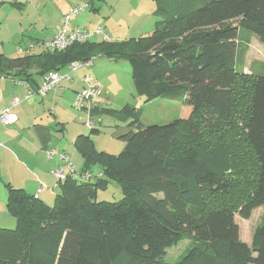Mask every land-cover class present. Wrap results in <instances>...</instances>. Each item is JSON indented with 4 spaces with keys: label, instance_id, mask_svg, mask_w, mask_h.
I'll return each mask as SVG.
<instances>
[{
    "label": "trees",
    "instance_id": "1",
    "mask_svg": "<svg viewBox=\"0 0 264 264\" xmlns=\"http://www.w3.org/2000/svg\"><path fill=\"white\" fill-rule=\"evenodd\" d=\"M155 1L151 36L13 59L0 54V77L34 89L35 78L73 62L127 58L146 102L169 97L190 111L186 119L142 127L141 111L129 105L96 107L93 115L132 120L137 130L120 136L125 147L117 156L78 136L81 175L99 179L68 176L53 206L6 184L16 226L0 228V264H264V217L251 245L236 221L264 208V73L237 70L241 33L264 46V0ZM102 176L118 183L121 201L96 200L109 184ZM186 240L181 256L167 261Z\"/></svg>",
    "mask_w": 264,
    "mask_h": 264
},
{
    "label": "rangeland",
    "instance_id": "2",
    "mask_svg": "<svg viewBox=\"0 0 264 264\" xmlns=\"http://www.w3.org/2000/svg\"><path fill=\"white\" fill-rule=\"evenodd\" d=\"M72 2L75 5L79 4L78 6L89 4L91 7L73 17L69 29L75 26L76 21H80L82 27H90V30L101 27L108 35V41H126L151 36L159 21L156 16L155 0H92V2L90 0H0V54L11 59L21 57L18 52L19 48L25 49L30 44H36L38 41L49 38L54 27L59 24L60 11L67 3ZM94 8L99 9L101 13L96 15L92 10ZM87 14H92V20L86 18ZM63 27L64 18L61 29ZM103 40H105L104 36H96L92 41ZM41 50L37 48L34 52ZM237 70L247 75L264 73V46L252 34L241 33ZM86 76L91 77L97 84L99 83L103 89V95L100 98L104 102L100 104L101 109L120 111L129 105L141 111L140 124L142 127L166 125L178 119H186L190 115L186 105L169 97L146 102V99L137 92L133 82L131 63L127 58L112 60L102 56L96 57L93 59V66L82 67L73 72L71 78L79 85L86 86L84 82ZM68 83L70 82L65 80L62 85L67 86ZM54 90L56 88L52 91ZM46 109L53 117L50 111L55 110L54 106H49V108L47 106ZM70 109L71 122L68 128L65 131L56 129L55 132L57 144L60 146H67L69 138L77 131L76 129L82 128L85 130L84 135L92 137L99 151L117 156L125 147L120 136L137 130L132 120H123L104 113L102 117L92 116L96 124L95 129L100 131L99 134H92L91 128L86 126L89 114L86 110L79 109L76 99ZM93 172L96 176L101 172V168L96 166ZM98 179L99 177H95L92 182L96 183ZM101 179L107 180L109 184L107 188L97 192L96 200L98 202L121 201L123 192L118 183L104 176ZM158 196L164 197L162 193ZM7 198L8 196H0V228L14 229L16 224L10 226L6 222L14 220L7 209ZM54 202L50 206H53ZM263 217L264 208L256 209L247 220L236 216L240 227V237L243 241L249 243L252 241L254 230L262 223ZM189 243L190 241L186 240L169 250L167 261H176Z\"/></svg>",
    "mask_w": 264,
    "mask_h": 264
},
{
    "label": "crops",
    "instance_id": "3",
    "mask_svg": "<svg viewBox=\"0 0 264 264\" xmlns=\"http://www.w3.org/2000/svg\"><path fill=\"white\" fill-rule=\"evenodd\" d=\"M78 5L73 2L67 3L60 11L59 24L54 27L49 38L38 42L51 40L61 30L62 19ZM92 10L96 15L101 13L99 9ZM86 18L92 20V14H87ZM68 30L69 32L86 31L90 30V27H82L81 22L76 21L72 29L68 26ZM65 71L67 69L61 72ZM43 79L44 77L35 78L34 86L37 88L41 85ZM69 82L67 86L62 83L46 96L26 99L25 87L17 85L12 79L0 77V110L11 108L18 118L11 127L0 125V196H8L6 184H10L14 188L23 189L28 194L38 197L50 206L55 201L60 188V181L54 172L64 166L61 155L69 156L75 170L82 173L84 160L77 151L75 142L78 136L84 135L85 130L76 127L77 131L69 138L67 146L58 145L55 135L56 129L65 131L68 128L71 122L70 108L77 94L85 88L83 84L79 85L72 78ZM98 85L100 86L99 83ZM15 100L19 101L18 105H14ZM103 102L100 98L98 109H101L100 104ZM47 106L48 108L54 106L55 110L50 111L53 117L48 114ZM95 115L102 117L99 111ZM50 152H55L54 157L49 156ZM6 222L10 226L15 224V220ZM245 243L251 245L252 241Z\"/></svg>",
    "mask_w": 264,
    "mask_h": 264
},
{
    "label": "built area",
    "instance_id": "4",
    "mask_svg": "<svg viewBox=\"0 0 264 264\" xmlns=\"http://www.w3.org/2000/svg\"><path fill=\"white\" fill-rule=\"evenodd\" d=\"M89 4H82L73 8L65 17H64V27L58 31L55 36L47 41L40 42L36 44H30L25 49L19 48V54H32L37 48L48 51H63L73 44L76 43H86L92 41L96 36H104L105 40H108V35L104 33L103 28H98L96 30H86V31H73L69 32L68 26L73 17L79 15L81 12L85 11L89 8ZM93 65V61L88 62H73L68 67L67 71L59 72L53 71L46 75L43 79L41 85L34 89L31 85L22 80H13L19 86H23L27 89L26 99L33 98L36 95H46L50 93L53 89L59 87L65 80H71V75L73 72L78 71L82 67H89ZM86 84L83 91L77 94V104L79 108L86 110L89 114V119L86 123V126L93 129L96 124L93 121V111L96 109L101 94V87L95 82L91 77L86 76L84 79ZM19 101L15 100L14 105H18ZM18 118L16 114L12 111L11 108H4L0 110V125L4 127H11L17 122ZM55 152H50L49 156L54 157ZM61 160L64 162V166L56 170L55 176L59 181L65 180L68 176H72L73 178L80 180H89L93 178V175L90 173H86L81 175L78 173L69 156L61 155ZM38 198V197H36Z\"/></svg>",
    "mask_w": 264,
    "mask_h": 264
}]
</instances>
